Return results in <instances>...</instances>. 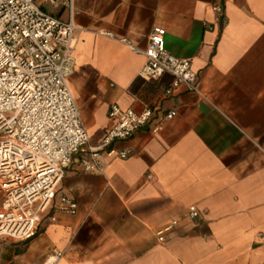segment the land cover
Returning <instances> with one entry per match:
<instances>
[{"label": "crops", "instance_id": "crops-1", "mask_svg": "<svg viewBox=\"0 0 264 264\" xmlns=\"http://www.w3.org/2000/svg\"><path fill=\"white\" fill-rule=\"evenodd\" d=\"M71 18L68 85L89 145L111 129L113 104L149 106L153 117L112 144L126 159L101 155L102 174L74 162L57 197L72 198L77 214L54 212L24 252L0 247V264H44L53 251L63 253L57 264H264V0H73ZM154 28L190 62L198 92L166 96L170 76L138 78L145 58L123 42L145 51ZM191 209L198 217L187 220Z\"/></svg>", "mask_w": 264, "mask_h": 264}, {"label": "built area", "instance_id": "built-area-1", "mask_svg": "<svg viewBox=\"0 0 264 264\" xmlns=\"http://www.w3.org/2000/svg\"><path fill=\"white\" fill-rule=\"evenodd\" d=\"M44 6L68 11L69 20L62 21ZM72 8L73 0H0V238L13 242L37 236L44 220L55 222L54 212L76 215L72 198L57 197L65 172L77 162L85 174H102L101 155L126 159L129 153L115 152L112 144L130 140L153 117L149 106L136 111L113 104L108 112L111 129L99 145H89L68 85L77 31ZM212 10L223 26L222 5ZM165 35L163 28H154L145 51L123 42L145 58L138 78L148 82L170 76L166 96L180 87L198 92L197 74L188 60L166 50ZM175 115L171 111L166 119ZM197 217L193 209L186 215L187 220ZM177 225L172 220L157 233L158 240ZM62 256L53 251L44 264H57Z\"/></svg>", "mask_w": 264, "mask_h": 264}, {"label": "rangeland", "instance_id": "rangeland-1", "mask_svg": "<svg viewBox=\"0 0 264 264\" xmlns=\"http://www.w3.org/2000/svg\"><path fill=\"white\" fill-rule=\"evenodd\" d=\"M4 246L15 248L14 250L17 252L22 250L24 244L22 242H13L11 240L0 238V247Z\"/></svg>", "mask_w": 264, "mask_h": 264}, {"label": "trees", "instance_id": "trees-1", "mask_svg": "<svg viewBox=\"0 0 264 264\" xmlns=\"http://www.w3.org/2000/svg\"><path fill=\"white\" fill-rule=\"evenodd\" d=\"M35 237H36V236H35ZM35 237H32V238H30V239H28V240L22 242V243L24 244V247L22 248V250H21L20 252H24V251L27 249V246H28L29 242H30L32 239H34ZM18 252H19V251H18Z\"/></svg>", "mask_w": 264, "mask_h": 264}]
</instances>
